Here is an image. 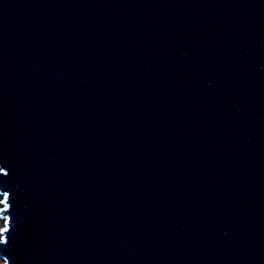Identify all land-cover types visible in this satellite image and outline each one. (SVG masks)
<instances>
[{
    "label": "water",
    "instance_id": "1",
    "mask_svg": "<svg viewBox=\"0 0 264 264\" xmlns=\"http://www.w3.org/2000/svg\"><path fill=\"white\" fill-rule=\"evenodd\" d=\"M5 194L3 264H264V0H0Z\"/></svg>",
    "mask_w": 264,
    "mask_h": 264
},
{
    "label": "snow or ice",
    "instance_id": "2",
    "mask_svg": "<svg viewBox=\"0 0 264 264\" xmlns=\"http://www.w3.org/2000/svg\"><path fill=\"white\" fill-rule=\"evenodd\" d=\"M4 175L6 176L7 172H4ZM3 201L5 204L4 211L7 213L10 211L9 197L7 196V194L4 195ZM9 224H10V220L6 217L4 221V227L0 229V233L4 234L2 238H0V244H2L5 247L9 243V236L7 235L11 231Z\"/></svg>",
    "mask_w": 264,
    "mask_h": 264
},
{
    "label": "rangeland",
    "instance_id": "3",
    "mask_svg": "<svg viewBox=\"0 0 264 264\" xmlns=\"http://www.w3.org/2000/svg\"><path fill=\"white\" fill-rule=\"evenodd\" d=\"M2 202H3V198H2V196H0V208H2ZM2 228H3V221L0 218V229H2ZM0 237H1V233H0ZM0 264H3L1 259H0Z\"/></svg>",
    "mask_w": 264,
    "mask_h": 264
}]
</instances>
